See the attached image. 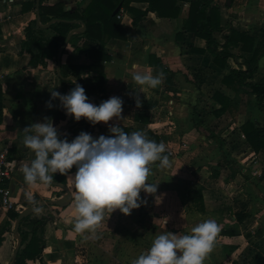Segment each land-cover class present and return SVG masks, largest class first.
Wrapping results in <instances>:
<instances>
[{
  "label": "crops",
  "instance_id": "obj_1",
  "mask_svg": "<svg viewBox=\"0 0 264 264\" xmlns=\"http://www.w3.org/2000/svg\"><path fill=\"white\" fill-rule=\"evenodd\" d=\"M60 1L65 9L75 10L86 8L91 0H44L42 5ZM214 2L222 7L223 25H232L264 42V0ZM179 4L181 12L176 18L149 12L136 25L133 15L121 9L123 17L119 19L127 37L107 41L110 60L73 52L67 43L60 64L58 54L46 58L44 64L32 65L30 54L20 51L26 27L40 15V0H0V83L5 104L0 151L6 149L17 161L15 171L6 180L14 206L0 207V264L13 262L21 245L17 219L29 206H46L39 214L52 217L43 232L30 235L29 241L37 237L35 244L42 245L43 250L27 264H131L151 246L155 235L163 231L189 232L205 219L216 220L220 231L204 264H264V150L254 151L241 130L247 121L264 123V110L254 94L235 92L222 81L232 68L245 69L244 61L252 53L240 45L232 50L240 56L239 61L231 58L224 68L218 66L208 50L201 52L206 40L183 30L190 5L182 1ZM132 5L143 10L149 6L136 1ZM215 35L221 39L220 33ZM134 63L139 70L153 75L162 72V83L155 88L136 83L131 76ZM63 64H103L106 79L102 89L97 98H88L99 104L113 95L122 97L121 119L113 118L108 124H119L126 132L153 130L173 161L169 168L157 167L158 162L151 165L149 179L160 183L154 194L141 190L146 204L130 214L105 210L101 222L83 233L74 230L78 215L74 173L67 174L66 183L54 180L29 185L22 171V166L34 158L23 144L22 132L33 122L51 118L59 135L68 131H87L94 137L114 135L103 121L88 126L83 118L74 121L59 98L52 100L53 107L47 106L52 89L69 92H64L61 83L59 68ZM262 76L264 47L258 56L255 80ZM217 91L231 99L225 112L220 111L222 104L214 97ZM61 107L63 119L57 115ZM65 188L72 193L71 201L64 206L49 204L62 197ZM29 192L35 205L27 199Z\"/></svg>",
  "mask_w": 264,
  "mask_h": 264
},
{
  "label": "clouds",
  "instance_id": "obj_2",
  "mask_svg": "<svg viewBox=\"0 0 264 264\" xmlns=\"http://www.w3.org/2000/svg\"><path fill=\"white\" fill-rule=\"evenodd\" d=\"M132 79L141 86L157 87L162 83L163 73L153 75L151 71L139 70L132 65ZM74 87L66 94L51 90L52 100L59 98L67 115L76 121L82 117L96 125L103 121L121 119L123 98L113 95L99 104L93 103L85 88L72 81ZM137 106L141 101L136 100ZM114 135L100 134L94 137L81 131L74 138H61L51 118L33 122L23 129V144L34 153L30 164L22 166L25 181L32 185L37 181L51 183L54 174H64L76 166L72 175L76 189L75 210L78 213L74 230L83 233L94 229L102 220L105 210L111 213L119 209L130 214L147 201L141 197V190L154 194L160 182L149 179L151 165L169 168L173 161L165 152V143L149 139L143 130L126 132L119 124H108ZM146 181H150L146 182ZM29 202L35 205L32 194L27 193ZM39 211V208H35ZM220 231L218 222L205 219L189 232L163 231L155 235L151 246L131 264H204L206 256L215 246Z\"/></svg>",
  "mask_w": 264,
  "mask_h": 264
},
{
  "label": "trees",
  "instance_id": "obj_3",
  "mask_svg": "<svg viewBox=\"0 0 264 264\" xmlns=\"http://www.w3.org/2000/svg\"><path fill=\"white\" fill-rule=\"evenodd\" d=\"M43 1L40 0L41 22L38 23L37 19H34L28 24L25 29L26 38L20 51L21 54H30L32 65L40 62L44 64L48 57H57L69 33L73 29L82 28L83 24L86 25V29L75 31L68 46L73 52L86 53L89 58L101 61L110 60L111 55L106 48L107 41L111 38L126 39L127 37V31L118 17L121 9L133 15V24L136 25L149 12H155L160 17L176 18L181 12L179 2H186L190 5V10L189 16L184 19L183 30L194 32L206 40V48L201 52L208 50L218 66L224 68L231 58L239 61L240 56L232 50L240 45L244 51L252 53V57L244 61L247 66L245 69L232 68L222 81L235 92L254 94L259 106L264 110V76L255 80L258 71V56L264 47V42L257 41L255 37L237 30L232 25H223L222 7L214 0H91L86 8L75 10L65 9L62 1L53 5H42ZM135 1L147 2L149 6L145 10L139 9L132 5ZM118 7L120 9L117 11ZM53 19L57 20L47 27L44 26ZM216 33H220L221 39L216 37ZM65 51L67 47L63 49V52ZM60 70L64 92L70 91L75 86L72 82L75 80L85 88L87 96L98 95L106 79L103 64H63ZM214 97L221 102L220 111L222 112H225L231 105L230 97L220 91H217ZM93 100L96 99L93 98ZM4 107V89L0 83V123L3 121ZM57 115L59 118H65L62 107L57 111ZM82 121H86L87 126L91 124L86 118ZM241 130L254 151L264 150V123L247 121L241 126ZM144 133L149 139L162 141L161 137L151 129ZM76 135L78 133L68 131L62 133L60 137H67L71 140ZM75 171L76 166L74 165L64 174L57 172L54 174V180L66 183L67 174L75 173ZM45 207L42 206L38 212H32L21 221L19 227L21 245L14 264H27L28 259L41 255L43 248L42 245L35 244L37 237L30 241L29 239L30 235L34 237L38 231L43 232L45 225L51 219V215L39 214Z\"/></svg>",
  "mask_w": 264,
  "mask_h": 264
},
{
  "label": "built area",
  "instance_id": "obj_4",
  "mask_svg": "<svg viewBox=\"0 0 264 264\" xmlns=\"http://www.w3.org/2000/svg\"><path fill=\"white\" fill-rule=\"evenodd\" d=\"M123 17V12L118 14ZM17 161L10 158L6 149L0 151V207L3 209L12 208L14 201L12 199L11 188L6 185V180L13 174Z\"/></svg>",
  "mask_w": 264,
  "mask_h": 264
},
{
  "label": "water",
  "instance_id": "obj_5",
  "mask_svg": "<svg viewBox=\"0 0 264 264\" xmlns=\"http://www.w3.org/2000/svg\"><path fill=\"white\" fill-rule=\"evenodd\" d=\"M228 4H231V0H228ZM120 9V7H118V9H117V11ZM37 20H38V23H40V15H39V13H38V18H37ZM55 20H57V19H53L52 21H50L49 23H47L45 26L47 27V26H49L52 22H54ZM86 29V25H83V27L82 28H79V29H73L70 33H69V35H68V37H67V40H66V42H65V44H64V46L60 49V53H59V56H58V61H59V64H60V62H61V53H62V51H63V48L66 46V44L68 43V41H69V39H70V37L72 36V34L75 32V31H77V30H85ZM59 73L61 74V70H60V68H59ZM91 97V96H90ZM89 97V98H90ZM93 97H95V98H97V95H94ZM83 118V117H82ZM81 118V119H82ZM80 119V120H81ZM66 189V193L62 196V197H60V198H58V199H56V200H53V201H50L49 202V204H52V203H54V204H56V205H59V206H64V205H66V204H68L70 201H71V199H72V193H71V191L68 189V188H65ZM35 206H29V207H27L26 209H24L20 214H19V217H18V219H17V223H16V232H18V230H19V226H20V222L26 217V216H28L29 214H31L32 212H34L35 211ZM39 208V207H38ZM19 237H20V235H19ZM20 240H21V238H20ZM17 252H18V249L16 250V252H15V254H14V259H13V262L11 263V264H14L15 263V261H16V257H17Z\"/></svg>",
  "mask_w": 264,
  "mask_h": 264
}]
</instances>
